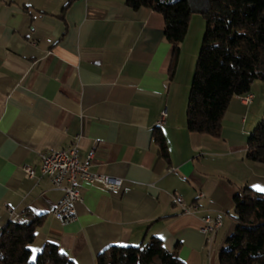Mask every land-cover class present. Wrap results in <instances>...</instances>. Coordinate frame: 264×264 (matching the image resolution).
<instances>
[{
	"label": "crops",
	"instance_id": "0c3cea01",
	"mask_svg": "<svg viewBox=\"0 0 264 264\" xmlns=\"http://www.w3.org/2000/svg\"><path fill=\"white\" fill-rule=\"evenodd\" d=\"M68 1L0 0V229L12 213L22 220L28 210L42 215L31 259L53 243L76 264H96L110 246L156 237L186 264H219L236 226L234 194L245 187L264 193L257 190L264 163L246 159L264 89L251 88L247 105L232 97L219 137L190 132L189 43L182 42L170 78L162 14L133 10L125 0ZM158 129L168 158L155 141ZM75 144L81 160L93 150L89 170L120 178L122 186L80 181L76 219L61 224L51 211L61 193L40 172V158ZM175 198L196 208L185 215ZM204 217L223 223L208 244Z\"/></svg>",
	"mask_w": 264,
	"mask_h": 264
},
{
	"label": "trees",
	"instance_id": "16d2710c",
	"mask_svg": "<svg viewBox=\"0 0 264 264\" xmlns=\"http://www.w3.org/2000/svg\"><path fill=\"white\" fill-rule=\"evenodd\" d=\"M71 0L66 3L68 6ZM133 10L148 8L164 17V36L172 45L168 75L173 78L180 46L191 16L198 12L206 30L193 72L186 113L190 132L219 137L222 119L234 96L251 91L254 80H264V0H125ZM155 141L160 154L168 148L158 129ZM246 159L264 163V118L248 136ZM236 226L221 250L219 264H264V193L242 188L233 196ZM44 217L25 211L21 222L0 229V264H76L46 243L31 259L30 246ZM177 250L169 251L159 238L148 244L110 246L96 257V264H186Z\"/></svg>",
	"mask_w": 264,
	"mask_h": 264
},
{
	"label": "built area",
	"instance_id": "2783aa9c",
	"mask_svg": "<svg viewBox=\"0 0 264 264\" xmlns=\"http://www.w3.org/2000/svg\"><path fill=\"white\" fill-rule=\"evenodd\" d=\"M242 103L248 104L252 101L251 93L238 96ZM167 108L160 114L158 125L161 126L167 116ZM94 154L91 150L86 156L85 160H81L78 153L77 145H72L66 149L54 151L48 154L41 155V173L50 179L51 185L60 191L61 197L54 205L52 215L55 216L61 224L68 223L76 219L75 204L82 200L81 192L79 190V182L85 181L87 183L100 184L109 190H118L122 186V179L111 177L109 175L99 174L90 169V161ZM24 173L28 178H34L33 170L24 166ZM176 202L182 206L183 213H191L196 206H186L182 203L181 198H175ZM13 222H21L19 215L12 213ZM221 218H202L201 230L206 236V243H212L217 229L222 226Z\"/></svg>",
	"mask_w": 264,
	"mask_h": 264
},
{
	"label": "rangeland",
	"instance_id": "374dc122",
	"mask_svg": "<svg viewBox=\"0 0 264 264\" xmlns=\"http://www.w3.org/2000/svg\"><path fill=\"white\" fill-rule=\"evenodd\" d=\"M189 21H190L189 28H188V32L186 33L187 35L185 37V41H187V43H189V46H187L188 47L187 58L185 59L187 64L185 63V68H188V63L191 62V64H192V60H193L192 72H194L195 67H196V62H197L196 59L198 57V54H199V51L201 48L200 46L202 44V40L204 37V32L206 30V21L204 20L203 15L198 13V12L193 13L191 16V20H189ZM194 49H195L196 55H194ZM189 70H190V68H189ZM191 74H193V73H191ZM192 76L193 75H191L190 86L192 84V78H193ZM252 84H253L251 87L252 91H255L259 94H260V92L262 93V91L264 89V80L257 79V80H254ZM262 116L263 117H261V118L263 119L264 118V112H263ZM32 260H35V257Z\"/></svg>",
	"mask_w": 264,
	"mask_h": 264
},
{
	"label": "snow or ice",
	"instance_id": "6c2138e0",
	"mask_svg": "<svg viewBox=\"0 0 264 264\" xmlns=\"http://www.w3.org/2000/svg\"><path fill=\"white\" fill-rule=\"evenodd\" d=\"M257 190L264 191V188H260L259 186H257ZM161 239H163V238L161 237ZM35 251H37V249H33V252H35Z\"/></svg>",
	"mask_w": 264,
	"mask_h": 264
}]
</instances>
